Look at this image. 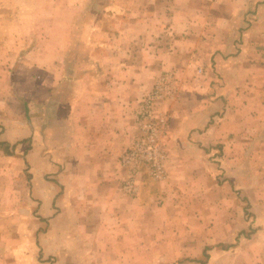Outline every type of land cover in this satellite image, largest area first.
Returning <instances> with one entry per match:
<instances>
[{"label":"crops","instance_id":"crops-1","mask_svg":"<svg viewBox=\"0 0 264 264\" xmlns=\"http://www.w3.org/2000/svg\"><path fill=\"white\" fill-rule=\"evenodd\" d=\"M5 1L12 16L20 5L28 13L48 8L50 24L67 27L55 32L58 39H34L33 34L14 39L12 33L0 34V146L26 140L33 150L37 142L40 171L53 172L62 189L49 223L64 235L79 236L86 221L93 236H109L111 220L126 219L124 207L131 196L120 190L119 195L117 190L124 174L119 156L138 134L139 99L161 73L174 68L179 76L177 87L185 95L186 60L199 52L204 55L211 50L215 71L223 80L229 78L237 92H242L246 81L251 82L247 89L254 83L255 70L264 69V31H256V27L264 29V0H231L229 6L219 3L216 9L212 4L191 5L190 0H131V4L127 0ZM224 9L236 13L235 27L244 26L245 20L252 23L244 32L247 38L186 39V22H192L186 19V11ZM239 13H251V18ZM33 15L17 21L34 27ZM98 31L102 39H97ZM253 32L252 39L249 34ZM224 54L231 56L224 59ZM205 87L211 94L219 89L209 82ZM222 90L229 91L226 86ZM219 99L208 98L215 105ZM178 104H169L170 109H177L175 113ZM199 107H203L201 113L208 108ZM186 121V113L175 121L173 135L178 138L168 150L171 179L181 178L186 169ZM137 184L139 189V176ZM178 184L186 186V181ZM40 200L47 204L46 199ZM132 220L136 223V218ZM130 249L135 256L136 248ZM120 252L117 249L112 257L110 247L100 240L89 253L88 263L80 264H142Z\"/></svg>","mask_w":264,"mask_h":264},{"label":"rangeland","instance_id":"rangeland-1","mask_svg":"<svg viewBox=\"0 0 264 264\" xmlns=\"http://www.w3.org/2000/svg\"><path fill=\"white\" fill-rule=\"evenodd\" d=\"M127 2L131 4V0ZM196 2L203 6L212 4L216 9L229 6L231 0H190L191 5ZM22 6L13 12V19L6 1L0 0V34L12 33L14 39L30 34L34 39H58L55 32L67 30L65 26L50 24L48 8L28 13ZM32 14L37 26L17 21ZM242 14L244 19L245 15L251 18V13L239 16ZM235 16L226 9L186 11V19L192 21L186 22V39L247 38L244 32L250 30L252 23L245 20L244 26L237 28ZM259 29L264 31L256 27V31ZM97 35V39H102L100 31ZM249 36L253 39L254 32ZM21 43L19 40V47ZM203 54L196 53L186 60L185 95L177 87L179 76L174 68L161 73L170 75L163 82L169 90L158 92L153 112L164 120L165 175L162 180L152 179L142 169L138 198H127L126 219L121 216L122 221L111 220L109 236H93L85 227L86 221L79 236L64 235L60 228L55 229L49 222L56 208L55 198L62 189L53 172L40 171L37 142L33 150L26 140L0 146V264L88 263L89 253L100 240L110 247L112 257L120 249V255L137 258L142 264H264V69L255 70L254 83L247 89L251 82L246 81L242 92H237L229 78L223 80L215 71L211 50ZM230 56L223 55L224 59ZM204 72L207 76H202ZM207 82L217 84L218 92L206 91ZM225 86L229 91L221 93ZM149 91L142 94L137 111ZM209 97H219V104H210ZM176 101L181 104L175 113L177 109H170L169 104ZM199 104L208 108L201 113L203 107ZM184 113L186 169L180 173L181 178L171 179L168 150L178 138L173 135L176 118ZM174 180L186 181V186L175 182V187ZM41 198L46 199V205ZM131 247L136 248L135 256Z\"/></svg>","mask_w":264,"mask_h":264},{"label":"built area","instance_id":"built-area-1","mask_svg":"<svg viewBox=\"0 0 264 264\" xmlns=\"http://www.w3.org/2000/svg\"><path fill=\"white\" fill-rule=\"evenodd\" d=\"M169 76L163 74L158 77V81L140 101L141 109L139 108L136 116L138 134L131 146L119 156V166L124 173L120 186L124 195L134 196L137 193V177L143 168L152 179L162 180L165 175V152L162 144L164 120L154 115L153 104L158 92L166 88L169 90L163 83L166 79L169 80Z\"/></svg>","mask_w":264,"mask_h":264},{"label":"trees","instance_id":"trees-1","mask_svg":"<svg viewBox=\"0 0 264 264\" xmlns=\"http://www.w3.org/2000/svg\"><path fill=\"white\" fill-rule=\"evenodd\" d=\"M0 144H2V143H0ZM199 262H200V260H198ZM203 262V261H202Z\"/></svg>","mask_w":264,"mask_h":264}]
</instances>
